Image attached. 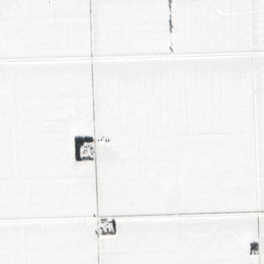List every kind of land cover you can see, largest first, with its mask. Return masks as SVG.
Wrapping results in <instances>:
<instances>
[{"label":"snow or ice","instance_id":"6c2138e0","mask_svg":"<svg viewBox=\"0 0 264 264\" xmlns=\"http://www.w3.org/2000/svg\"><path fill=\"white\" fill-rule=\"evenodd\" d=\"M0 264H264V0H0Z\"/></svg>","mask_w":264,"mask_h":264}]
</instances>
